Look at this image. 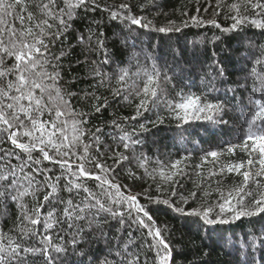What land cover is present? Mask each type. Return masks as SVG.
Masks as SVG:
<instances>
[{
    "label": "snow or ice",
    "instance_id": "obj_1",
    "mask_svg": "<svg viewBox=\"0 0 264 264\" xmlns=\"http://www.w3.org/2000/svg\"><path fill=\"white\" fill-rule=\"evenodd\" d=\"M96 7L95 0H0V204L12 202L19 210L13 229L6 232L0 228V264H38L37 257L40 264H63L69 247L75 250L86 231L92 232L109 219L146 230L151 237L146 251L153 255L151 262L147 255L142 256L145 249L135 244L129 232L128 243H118L114 254H110L113 258L101 264H171V247L156 226L149 204H164L184 217L196 218L208 229L209 237L211 226L242 218L264 219V56L252 61L250 76L246 77L252 81L251 91L247 84L240 86L248 92V99L244 104L241 98L245 119L238 143L225 142L205 151L200 163L194 165L200 182L185 195L178 188L187 174L190 155L168 162L146 153L135 155V147L144 141L126 132L112 148L104 143L102 128L89 127L91 113L77 107V103L86 101L93 112H101L108 107V97L97 93L105 88L113 99L134 98L135 115L126 119L136 120L163 106L166 116L183 128L193 121L227 124L223 117L229 110L228 100H208L183 88L177 90L172 77L155 65L151 69L137 67L135 71L131 66L117 65L113 69L114 62L103 40L96 41L102 59L91 61L90 75L95 81L91 87L95 91H86L83 96L71 91L64 80L62 46L78 12L95 11ZM118 8L110 11L112 19L139 28L152 26V21L132 14L131 5L124 3ZM222 11L232 21L222 29L224 32L248 25L264 31V0H233L230 4L216 0L215 15ZM191 22L221 28L215 19L204 21L192 16ZM170 25L157 31L181 30L173 22ZM77 40L83 44L86 38L81 34ZM87 40L91 47V37ZM169 85L174 94H170ZM240 88L227 90L233 94L232 99L237 98ZM166 116L157 115L155 121L146 120L139 127L150 131L147 124H163ZM112 123L121 127L117 121ZM130 148L132 157L127 155ZM238 149L244 158L229 159L216 167L225 154L237 156ZM133 160L142 174L137 176L130 168L129 177L151 180L141 193H133L117 179L118 170ZM209 165L212 167L205 177ZM226 174L239 177V182L226 187L222 179L215 180L216 198L209 199L212 191L207 189L213 178ZM153 185L159 195L152 194ZM141 199L148 204L141 203ZM190 201L198 206L186 207ZM78 255L83 257L85 253L80 251Z\"/></svg>",
    "mask_w": 264,
    "mask_h": 264
},
{
    "label": "trees",
    "instance_id": "obj_2",
    "mask_svg": "<svg viewBox=\"0 0 264 264\" xmlns=\"http://www.w3.org/2000/svg\"><path fill=\"white\" fill-rule=\"evenodd\" d=\"M228 4L233 0H226ZM95 11L80 10L69 30L67 39L63 44L65 56L63 58L64 80L71 91L83 96L86 91H95L91 86L95 81L91 78V61H100L102 52L97 48L96 41L103 40L104 45L114 62L112 68L131 66L135 71L137 67L151 69L153 65L162 73L172 77V84L176 89L183 88L186 92L206 96L208 100L219 98L228 100L229 110L223 119L227 124H209L203 121H193L183 128L177 127V122L166 116L163 106L159 110L145 113L136 120L126 119L135 115L134 98L113 99L110 92L100 88L99 95L108 97V107L99 113L92 111L86 101L80 100L77 107L91 113L89 127H100L105 135L104 143L112 148L119 144V138L128 133L133 139L143 140L144 143L135 147V155L146 153L149 157L168 162L185 155H190L189 167L186 175L181 179L182 187L178 191L185 195L195 190V184L199 183L194 165L199 164L205 151L219 148L229 142L238 143L242 135V127L245 117L241 114L242 104L247 103L248 92L240 86L248 85L251 91L250 76L252 61L257 57L264 56V31L250 25L243 29L232 32H224L232 21L225 12L215 15L216 0H95ZM131 5V13L152 21L149 28L130 26L127 22L112 19L110 11L119 10L120 4ZM211 5V6H210ZM143 6V7H142ZM91 8V3L89 5ZM199 9V11H197ZM209 21L215 19L221 25L216 28L210 23L197 26L192 24L191 17ZM173 22L180 31L161 33L160 27H170ZM187 22V26H183ZM81 34L86 38L85 43H78L77 37ZM88 37H91L89 47ZM61 47L58 45V48ZM223 69V75L220 70ZM108 71V68H104ZM229 88H240L236 93V99H232ZM214 89V90H213ZM170 94L171 91L169 85ZM227 92V96L225 93ZM157 115H165V122L153 126L147 124L150 131H142L140 124L146 120L155 121ZM117 121L121 127L113 125ZM135 129V132L133 130ZM120 151H123L121 145ZM111 153H109L110 155ZM130 157L133 150L127 153ZM245 154L237 150V156L230 157L227 154L221 157L216 167L224 165L229 159H241ZM15 163V161H13ZM113 164L112 160H107ZM205 168L204 175L207 177L208 170ZM136 171L137 176L142 170L135 168V161L118 170L117 179L122 185H127L133 193H141L149 187L151 180L145 177L143 180H133L128 175V170ZM223 180L226 187L239 182L240 178L235 175L216 176L209 191L214 200L216 193L213 191L215 180ZM153 195H159L155 186L151 188ZM141 203L148 201L141 199ZM149 210L156 226L161 228L162 235L169 243L172 251L171 264H264V219L257 217L242 218L229 224L211 226L213 231L209 237L207 228L202 227L194 217H184L174 212L164 204H149ZM191 201L186 207H196ZM19 210L15 204H0V228L4 231L13 229L17 223L16 217ZM131 239L135 244L142 246L151 262L153 253L146 251V245L151 241L146 230L126 222L122 226L117 220L109 219L108 223L94 228L92 232L85 233L84 240L73 250L68 248L67 256L63 264H101L105 259L113 258L117 244L123 245ZM36 243V238L33 239ZM134 250V249H133ZM83 251L85 255L79 256ZM38 264L40 258L37 257Z\"/></svg>",
    "mask_w": 264,
    "mask_h": 264
}]
</instances>
